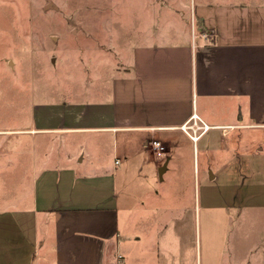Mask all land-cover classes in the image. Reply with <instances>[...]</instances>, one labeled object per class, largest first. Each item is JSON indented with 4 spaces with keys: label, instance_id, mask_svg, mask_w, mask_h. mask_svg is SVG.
<instances>
[{
    "label": "crops",
    "instance_id": "1",
    "mask_svg": "<svg viewBox=\"0 0 264 264\" xmlns=\"http://www.w3.org/2000/svg\"><path fill=\"white\" fill-rule=\"evenodd\" d=\"M130 17L127 53L84 100L31 103L27 123L0 129L31 197L0 208V264H121L123 246L130 264H264V153L247 142L264 132V0H132ZM192 113L212 126L200 149L179 128ZM177 137L192 157L170 166L191 156ZM152 140L168 158L155 190Z\"/></svg>",
    "mask_w": 264,
    "mask_h": 264
},
{
    "label": "rangeland",
    "instance_id": "2",
    "mask_svg": "<svg viewBox=\"0 0 264 264\" xmlns=\"http://www.w3.org/2000/svg\"><path fill=\"white\" fill-rule=\"evenodd\" d=\"M138 2L155 4L159 0H135ZM131 3L132 0H0V129L17 128L28 122L31 103L84 100L89 89L97 85L98 78L105 79L112 74L120 65L116 52L123 56L131 45ZM102 84L106 92L109 83ZM252 135L251 140H247L249 149L261 147L264 153V132ZM12 137L15 136H9L6 142L0 141V152L11 148ZM177 138L191 156L179 151L170 166L174 161L182 162V165L188 164L187 158L191 161V141ZM203 141L202 136L195 146L200 149ZM17 157V150L13 155H0V208L11 203L23 206L31 199L30 196L22 198L29 189L20 185L17 166L13 165H17ZM110 158L112 161L123 160L120 154L110 155ZM164 160L158 161L163 163ZM157 164H150L156 172L153 190L165 185L158 176ZM180 171L181 180H188L189 175L192 179L191 171ZM170 173V170L166 172V181ZM215 185L216 182L203 184L202 190L206 186L207 192L215 191ZM184 192L190 201V190ZM153 198L154 194L149 199L151 209H145V216L150 221L156 212ZM195 212L192 209L193 215ZM129 213L128 201L119 213V229L125 231L122 233L125 238H130L133 231L130 217L127 221L124 219ZM199 222L197 245L203 252L205 242H209L207 231L210 229L204 226L201 210ZM214 231H219V240L224 227H215L212 237ZM195 233L192 231V235ZM120 252L124 254L121 264H130V250L125 251L123 246ZM43 254L41 250L40 261Z\"/></svg>",
    "mask_w": 264,
    "mask_h": 264
},
{
    "label": "built area",
    "instance_id": "3",
    "mask_svg": "<svg viewBox=\"0 0 264 264\" xmlns=\"http://www.w3.org/2000/svg\"><path fill=\"white\" fill-rule=\"evenodd\" d=\"M179 128L189 137L193 144H195L198 139L212 126L203 122L198 115L192 113L190 118ZM149 145L152 151V155L155 159L165 157V146L162 142L158 140L149 141Z\"/></svg>",
    "mask_w": 264,
    "mask_h": 264
},
{
    "label": "water",
    "instance_id": "4",
    "mask_svg": "<svg viewBox=\"0 0 264 264\" xmlns=\"http://www.w3.org/2000/svg\"><path fill=\"white\" fill-rule=\"evenodd\" d=\"M9 62L12 63L11 60H9ZM167 160H168V158H166L164 160V162L158 167V176H159L160 179L162 178V173L166 169Z\"/></svg>",
    "mask_w": 264,
    "mask_h": 264
}]
</instances>
